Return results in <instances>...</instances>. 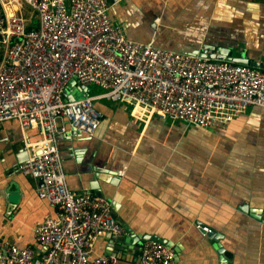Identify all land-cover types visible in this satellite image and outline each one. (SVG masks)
Returning <instances> with one entry per match:
<instances>
[{
	"label": "crops",
	"instance_id": "0c3cea01",
	"mask_svg": "<svg viewBox=\"0 0 264 264\" xmlns=\"http://www.w3.org/2000/svg\"><path fill=\"white\" fill-rule=\"evenodd\" d=\"M109 2L111 20L133 40L186 54L207 44L264 62V0ZM98 92L88 86L87 94ZM95 106L103 116L94 135L65 134L68 122H58L63 169L72 190L92 183L110 198L123 234L125 226L131 232L118 249L111 233L100 236L92 257L118 250V264H134L138 247L131 241L149 233L168 240L175 264H264V107L250 106L225 127H200L126 102L100 99ZM40 134L39 127L22 130L15 120L0 124V237L44 252L34 229L56 209L22 174L14 148L23 139L33 150L29 157L40 152L33 145ZM200 223L218 238L208 237Z\"/></svg>",
	"mask_w": 264,
	"mask_h": 264
},
{
	"label": "built area",
	"instance_id": "2783aa9c",
	"mask_svg": "<svg viewBox=\"0 0 264 264\" xmlns=\"http://www.w3.org/2000/svg\"><path fill=\"white\" fill-rule=\"evenodd\" d=\"M109 10V0H0V124L39 127L42 138L33 145L40 152L20 170L56 209L34 229L44 252L0 237V264H116L114 256L92 257V248L105 233L122 235L123 227L107 199L68 188L59 121L93 134L103 116L95 106L100 99L200 127H225L250 106L264 107V62L217 60L133 40ZM71 79L101 92L69 100ZM138 264H175V250L147 240Z\"/></svg>",
	"mask_w": 264,
	"mask_h": 264
},
{
	"label": "water",
	"instance_id": "95a60500",
	"mask_svg": "<svg viewBox=\"0 0 264 264\" xmlns=\"http://www.w3.org/2000/svg\"><path fill=\"white\" fill-rule=\"evenodd\" d=\"M194 54L202 56V57H208V58H212V59H217V60H232L234 62H238V63H243V64H250V65H254V66H260V64L258 62H254L253 60L247 58L244 54H242L241 56H231V54L229 53L228 49L226 48H222V47H217L215 48L212 45H205L201 50H196L194 52ZM77 90L79 92L84 93L85 95L87 94L88 91V87L85 85H80L77 83V81L75 79H71L68 82V85L65 89V96L67 97V99H74V93L73 91ZM84 95V96H85ZM7 121H12V120H7ZM16 121V120H15ZM17 124H19V122L17 121ZM20 126V124H19ZM96 132V131H95ZM95 132L93 133V135L95 134ZM41 133V131H40ZM73 133H77V134H85L80 130H75L73 128H67L65 134H73ZM87 136L92 135V134H85ZM42 138V133L40 134V139ZM39 139V140H40ZM16 154L18 153V164L21 165L22 163L26 162L29 158V155L31 154V152L33 151L32 149L29 150V148H27L25 141L22 139L20 143L15 144L14 146ZM59 149V148H58ZM39 153V152H36ZM59 154H60V150H59ZM60 158L62 161V157L60 154ZM63 165V163H62ZM66 182H67V176H66ZM42 184V182H40ZM68 185V182H67ZM92 188L88 189V188H82V191H78V192H85L84 190L87 189L86 192H90L91 190H93L95 195L99 196V197H103L105 199H107L110 203L111 200L108 197H105L101 194H99L98 190L96 189V186H93V184L91 183ZM69 188V186H68ZM71 189V188H69ZM84 189V190H83ZM72 190V189H71ZM74 191V190H73ZM243 210L247 209L246 204L244 206H242ZM111 208H112V203H111ZM112 215L115 217V219L122 225V222H120L119 218H117V216H115V214L113 213V211L111 210ZM200 225H204L201 224ZM125 228V234L123 235H116L114 233H111L109 239L112 240V242L115 245V248L118 249V247H122V242H124L126 240V237L128 236V233L131 232V230L129 228H127V226L124 227ZM212 232H208L206 233L208 235V237L210 238H218L217 231H215L214 229H211ZM203 231V230H202ZM147 240H155V241H159L163 244H167L170 245V243L168 242V240L166 238H162L159 237L158 235L155 234H149V233H138L136 234L135 238L133 239V241H131L133 243L134 246L138 247V249L135 250V254L136 257L133 259L134 264H138L139 260H140V255H141V246L143 245V243ZM118 247H117V246ZM218 246V252L224 254L225 257V249L221 246V244H217ZM179 250L176 249V253H178ZM105 256H114L116 258V264H118L119 259L121 258V256L118 254V250H112V251H107ZM222 257V261L225 263H227L226 257L224 258ZM132 262V261H131Z\"/></svg>",
	"mask_w": 264,
	"mask_h": 264
},
{
	"label": "rangeland",
	"instance_id": "374dc122",
	"mask_svg": "<svg viewBox=\"0 0 264 264\" xmlns=\"http://www.w3.org/2000/svg\"><path fill=\"white\" fill-rule=\"evenodd\" d=\"M35 22H36V20H35ZM2 52H3V47H2L1 44H0V56H1ZM90 87H91V86H90ZM99 88H100V87H99ZM100 89H101V88H100ZM84 95H85V94L82 93V92L74 91V96L77 97V98L82 97V96H84Z\"/></svg>",
	"mask_w": 264,
	"mask_h": 264
},
{
	"label": "trees",
	"instance_id": "16d2710c",
	"mask_svg": "<svg viewBox=\"0 0 264 264\" xmlns=\"http://www.w3.org/2000/svg\"><path fill=\"white\" fill-rule=\"evenodd\" d=\"M31 27V26H30Z\"/></svg>",
	"mask_w": 264,
	"mask_h": 264
}]
</instances>
